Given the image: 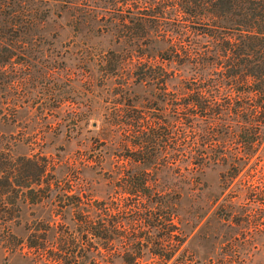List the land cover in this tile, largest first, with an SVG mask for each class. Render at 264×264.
Segmentation results:
<instances>
[{
	"label": "trees",
	"instance_id": "16d2710c",
	"mask_svg": "<svg viewBox=\"0 0 264 264\" xmlns=\"http://www.w3.org/2000/svg\"><path fill=\"white\" fill-rule=\"evenodd\" d=\"M113 1L118 3L120 53L117 57L108 51L111 63L99 58L97 66L101 84L118 80L119 100L126 110L125 121L116 126L128 128L123 144L129 147L125 158L132 166L118 172L115 197L83 204L78 193L72 207L70 203L59 207L85 215L77 216L78 231L59 233V250L70 249H65L66 257H51L56 264H76L74 259L92 257L93 249H98V260L92 259L91 264H118V249L134 253L147 244L152 248L149 254L168 260L182 240H175V228L168 225L176 214L174 200L157 186V176L164 173L160 167L167 143L185 150L189 171L196 172L216 160V136L237 135L249 152L264 132V0ZM86 2L0 0V70L12 58L32 56L43 25L66 13L75 25L99 22L101 18L86 8ZM145 48L155 54H145ZM140 89H147L148 98L136 94ZM135 102H170L169 120L158 123L156 118L148 123L134 110ZM155 106L141 105L140 110L151 108L163 117L165 110ZM7 152L0 149V183L7 187L13 183L30 204L40 202L50 180L48 163L39 156H22L12 162ZM220 161L231 171L227 179H233L246 158ZM84 168L85 164L71 166L66 176L79 181ZM167 239L177 243L164 250L160 243Z\"/></svg>",
	"mask_w": 264,
	"mask_h": 264
},
{
	"label": "rangeland",
	"instance_id": "374dc122",
	"mask_svg": "<svg viewBox=\"0 0 264 264\" xmlns=\"http://www.w3.org/2000/svg\"><path fill=\"white\" fill-rule=\"evenodd\" d=\"M86 4L101 18L99 22L75 25L66 13L43 25L32 56L12 58L0 70V149L8 150L12 162L22 156L44 158L50 178L43 199L35 204L28 203L13 183L7 187L1 181L0 264H56L52 256L66 257L70 247L59 250L58 235L78 231L77 216L85 213L59 207L69 203L72 207L78 193L83 204L115 197L118 172L132 166L125 158L129 147L123 144L128 128L116 126L125 121L126 110L119 100L118 80L101 84L97 66L99 58L111 63L108 51L117 57L120 53L118 3L87 0ZM153 52L145 48V54ZM135 92L148 98L147 89ZM133 104L148 123L169 120L170 102ZM150 104L165 110L163 117L151 108L140 110ZM167 144L157 186L174 200L176 214L168 225L182 243L166 261L149 254L148 244L134 253L118 249V264H264V132L249 152L237 135L216 136V160L196 172L189 171L185 150ZM231 157L246 161L233 179H227L231 171L220 160ZM84 164L81 180L66 176L68 168ZM175 240L157 243L168 250L175 247ZM27 243L35 247L28 248ZM97 250L74 262H95Z\"/></svg>",
	"mask_w": 264,
	"mask_h": 264
}]
</instances>
